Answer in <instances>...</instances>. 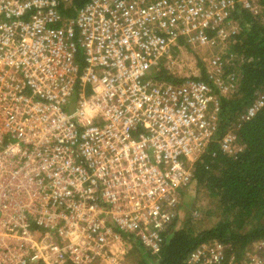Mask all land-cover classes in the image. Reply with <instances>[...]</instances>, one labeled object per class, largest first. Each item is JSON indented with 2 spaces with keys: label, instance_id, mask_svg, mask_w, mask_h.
Returning <instances> with one entry per match:
<instances>
[{
  "label": "built area",
  "instance_id": "obj_1",
  "mask_svg": "<svg viewBox=\"0 0 264 264\" xmlns=\"http://www.w3.org/2000/svg\"><path fill=\"white\" fill-rule=\"evenodd\" d=\"M61 1L0 0V264H126L128 236L158 255L196 163L213 143L236 156L264 103L219 136L214 90L236 75L222 55L204 63L212 85L183 74V50L225 48L233 6L259 5L90 0L65 17ZM183 264H264V240L241 256L205 242Z\"/></svg>",
  "mask_w": 264,
  "mask_h": 264
},
{
  "label": "trees",
  "instance_id": "obj_2",
  "mask_svg": "<svg viewBox=\"0 0 264 264\" xmlns=\"http://www.w3.org/2000/svg\"><path fill=\"white\" fill-rule=\"evenodd\" d=\"M88 1L62 0L60 11L65 17H72ZM253 1L259 5L261 13L255 14L242 4H235L228 18L238 29L230 32L227 46L221 52L225 61L223 76L227 78L234 73L237 85L226 95L214 87L220 105L219 136L235 126L240 114L257 98H264V0ZM215 35L217 29L208 31V37ZM79 62L82 66L80 52ZM199 65L200 73L195 78L212 85L205 65L201 61ZM156 77L170 83L181 81L163 65ZM238 138L241 148L236 156L223 154L213 143L195 165L192 184L196 191L205 194L210 203L207 213L215 215L217 221L211 227L196 230L191 220L176 227L177 219L169 228L155 262L145 258L150 257L149 252L128 236L132 241L130 253L143 259L136 264H183L195 248L209 241L231 244L235 254L241 256L264 240V103L251 119L242 122Z\"/></svg>",
  "mask_w": 264,
  "mask_h": 264
},
{
  "label": "rangeland",
  "instance_id": "obj_3",
  "mask_svg": "<svg viewBox=\"0 0 264 264\" xmlns=\"http://www.w3.org/2000/svg\"><path fill=\"white\" fill-rule=\"evenodd\" d=\"M252 12H254L255 14L261 13V8L260 7L256 8L252 10ZM231 24H228V28L230 30L238 29V26L235 22H232ZM222 50H223V47L221 44L214 45V46L212 45L202 46V47H198L195 49L188 48V49L183 50L181 59H182V62L186 65L185 68H183L185 69L183 71V74L195 73L196 74L195 76H198L199 75L198 73H200L199 62L201 61L203 64L204 63L207 64L208 61L213 56L221 55ZM198 69H199V72H195V70H198ZM232 91L233 90L231 89L229 92L223 93V95L229 94ZM192 185H190L188 188L182 189L183 192H182V201H181V206H180V211H179L180 213H179V217L175 225L176 227H179L185 221L191 220L196 230L211 227L217 221V217L215 215H210L207 213V210L210 207L209 200L206 198L203 192L196 191L194 185L193 186ZM195 209H198L200 211V215L198 217L193 216V212ZM255 245L251 246V248H253ZM131 248H132V244L126 250V255H125L126 264L141 263L143 259L140 257V255L136 256L130 253ZM144 249L146 252H149L146 248ZM147 254L150 255V257L149 256L145 257L148 260L151 258L154 262L158 261L157 255H152L150 252Z\"/></svg>",
  "mask_w": 264,
  "mask_h": 264
}]
</instances>
